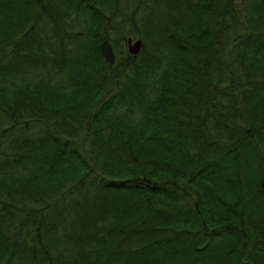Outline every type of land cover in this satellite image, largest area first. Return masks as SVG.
Segmentation results:
<instances>
[{
  "label": "trees",
  "instance_id": "obj_1",
  "mask_svg": "<svg viewBox=\"0 0 264 264\" xmlns=\"http://www.w3.org/2000/svg\"><path fill=\"white\" fill-rule=\"evenodd\" d=\"M240 1L166 0L133 55L121 0H0V264H264V27Z\"/></svg>",
  "mask_w": 264,
  "mask_h": 264
},
{
  "label": "rangeland",
  "instance_id": "obj_2",
  "mask_svg": "<svg viewBox=\"0 0 264 264\" xmlns=\"http://www.w3.org/2000/svg\"><path fill=\"white\" fill-rule=\"evenodd\" d=\"M242 1L238 2V6L240 7V9H242L241 17L244 16V20L246 17L253 18L257 22H259L262 25V27H264V15H260V14H256L255 12L247 11L244 5V2L242 4ZM118 6L120 8L119 14L116 16L110 17V24L108 26L110 28H112V24L113 26L114 25L117 26L116 35H115V38H116L115 44H119L121 48L124 46L125 50H127L126 38L128 36L132 37L133 40L136 38H140L142 40V43H144L147 40H144L143 37L147 39L148 37H150L151 33H153V35L160 33V32H155V31H160V30L157 29L158 27H154V23H156L159 20V18L165 19L166 0L160 1L159 7L158 8L156 7L155 12L150 13V15L147 16L148 19L141 17L142 14L146 13L147 15V12H148V6L143 0H140V1L139 0H121ZM143 19L147 20L148 23L146 25H145V20ZM37 23H38L37 28H39V31H41L47 36V42L53 44L54 39L50 35V31H52L50 27L51 23L45 18L40 19ZM212 26L213 28L216 27V23L213 24ZM239 29L240 31H244L243 27H240ZM246 29H249V28H246ZM162 31L164 32V30ZM228 60H230V56L226 57V62ZM67 70H68L67 67L63 68L61 70L62 72L59 71L56 76L58 78L66 77L68 74ZM241 71H242L241 68H239V66L235 62L232 63V66L230 68L227 67V64L222 66L221 72H220L221 85L223 86V85L229 84L231 77H234L235 75L237 76ZM46 74L49 76H53V73L51 72V70L49 72L46 71ZM258 79L264 80V76L263 77L259 76Z\"/></svg>",
  "mask_w": 264,
  "mask_h": 264
},
{
  "label": "water",
  "instance_id": "obj_3",
  "mask_svg": "<svg viewBox=\"0 0 264 264\" xmlns=\"http://www.w3.org/2000/svg\"><path fill=\"white\" fill-rule=\"evenodd\" d=\"M127 42V50L130 54H137L142 46V40L140 38L132 39V37L128 36L126 38Z\"/></svg>",
  "mask_w": 264,
  "mask_h": 264
}]
</instances>
